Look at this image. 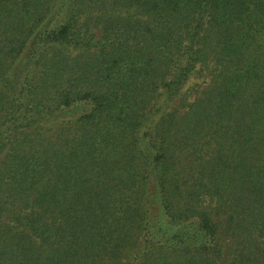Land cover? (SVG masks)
Wrapping results in <instances>:
<instances>
[{
	"label": "trees",
	"instance_id": "trees-1",
	"mask_svg": "<svg viewBox=\"0 0 264 264\" xmlns=\"http://www.w3.org/2000/svg\"><path fill=\"white\" fill-rule=\"evenodd\" d=\"M0 264H264V0H0Z\"/></svg>",
	"mask_w": 264,
	"mask_h": 264
},
{
	"label": "rangeland",
	"instance_id": "rangeland-1",
	"mask_svg": "<svg viewBox=\"0 0 264 264\" xmlns=\"http://www.w3.org/2000/svg\"><path fill=\"white\" fill-rule=\"evenodd\" d=\"M192 81H195V82H196V81H197V79L195 78V79L193 80V78H192V79L189 81V83H190V82H192Z\"/></svg>",
	"mask_w": 264,
	"mask_h": 264
}]
</instances>
